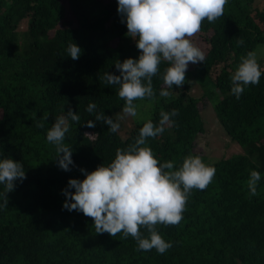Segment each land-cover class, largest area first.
I'll list each match as a JSON object with an SVG mask.
<instances>
[{
	"label": "trees",
	"instance_id": "16d2710c",
	"mask_svg": "<svg viewBox=\"0 0 264 264\" xmlns=\"http://www.w3.org/2000/svg\"><path fill=\"white\" fill-rule=\"evenodd\" d=\"M260 2L228 0L223 16L213 23L204 20L199 31L204 62L196 63L197 71L193 64L188 67L184 84L173 85L167 89L172 95L161 97L168 66L162 62L152 78L150 115L122 135L95 121L98 113L115 121L125 104L119 86L100 77L105 72L119 75L118 60L139 57L117 0H0V158L20 161L26 174L7 193V207L0 208V264H264V64L258 60L259 84L246 86L239 99L231 93L230 81L240 57L264 43ZM241 38L244 43L238 44ZM69 43L81 48L79 59L67 55ZM220 64L213 77L212 69ZM195 83L202 86L203 97L214 98L219 123L243 151L212 161L194 150L205 132L200 99L192 93ZM89 103L96 105L92 113ZM68 108L80 121L69 120L64 144L72 149L74 165L65 171L46 137ZM173 109L178 110L174 123L148 138L147 146L160 162L171 160L178 168L185 156L197 154L216 172L205 190H192L178 225H157L163 239L172 242L170 249L164 254L137 250L131 236L96 233L92 218L63 207V190L70 178H84L81 168L107 166L117 148L135 142L144 123L158 124L160 112ZM89 120L95 121L94 128L86 127ZM38 122L44 127H37ZM251 170L261 175L255 196L247 186Z\"/></svg>",
	"mask_w": 264,
	"mask_h": 264
},
{
	"label": "clouds",
	"instance_id": "9594fccd",
	"mask_svg": "<svg viewBox=\"0 0 264 264\" xmlns=\"http://www.w3.org/2000/svg\"><path fill=\"white\" fill-rule=\"evenodd\" d=\"M228 0H117V11L126 22L127 35L136 41L138 59L126 58L117 61L116 75L105 72L100 79L107 85H117L118 96L125 101L122 115L114 121L104 113H98L95 121H103L110 132H117L119 121L125 117H137L134 101L154 99L152 78L160 71L162 62L168 66L163 72L164 87L159 95L170 97L167 89L180 88L186 79L190 63L204 62L205 53L193 43L192 37L201 30L202 22H215L223 16ZM243 44V39L237 41ZM67 55L79 59L81 48L69 43ZM262 75L257 53L248 51L240 57V62L230 77L231 93L239 99L245 87L258 85ZM96 105L89 103L87 111L94 112ZM158 124L148 120L141 127L135 142L126 148H117L114 160L103 163L94 170L81 168L84 178H70L63 190L67 197L63 207L68 211H79L92 218L96 233H108L115 237L131 236L137 243V250L155 249L164 254L173 245L165 241L157 230V225H178L183 219L187 199L193 189L205 190L212 182L216 169L206 164L200 155L189 154L176 168L174 161L160 162L147 146L148 138L163 134L165 126H171L172 117L178 110L161 111ZM47 120V116L43 117ZM69 120L79 123L80 116L71 108L65 115L55 118L47 131V141L55 145L58 166L70 171L74 165L72 149L64 144L69 131ZM95 121L89 120L86 127L94 128ZM37 127L43 128L42 122ZM26 178L23 164L10 157L0 158V184L4 186V197L0 208L8 205L7 193L14 191L15 181ZM261 175L251 170L247 186L251 196L257 195V184ZM69 189H75L70 191ZM146 230L147 235L142 233Z\"/></svg>",
	"mask_w": 264,
	"mask_h": 264
},
{
	"label": "rangeland",
	"instance_id": "374dc122",
	"mask_svg": "<svg viewBox=\"0 0 264 264\" xmlns=\"http://www.w3.org/2000/svg\"><path fill=\"white\" fill-rule=\"evenodd\" d=\"M259 5L261 7H264V0H261ZM199 35L200 33H197L191 39L193 43L200 47L204 52L205 45L203 46ZM254 51L257 53L259 62L264 64V43L256 46ZM191 65L192 63H190L188 67H190ZM194 65L195 71H197L196 64H193V66ZM221 65L222 64L215 66L212 69L211 72L213 74V77H215ZM195 71L192 69V74L193 72L195 73ZM189 74L190 72L186 73L185 75L188 76ZM198 84L195 83V85H193L192 93L200 99V108L202 110V115L205 121V132L197 137L194 150L200 154L205 155L208 160L212 161L220 159L222 157H229L233 154L243 151L241 145L238 142L231 140L223 129L222 125L219 123L212 105L214 98H212V101H209L205 97H203V88H201L202 86H199ZM205 84L206 89L210 90L211 86L209 85V82L207 81ZM135 104L137 105L138 116H128L119 121V129L122 135L126 134V130L136 120L145 119L150 115L154 101L150 99H144L136 101ZM118 115H122V111H120L117 116Z\"/></svg>",
	"mask_w": 264,
	"mask_h": 264
}]
</instances>
